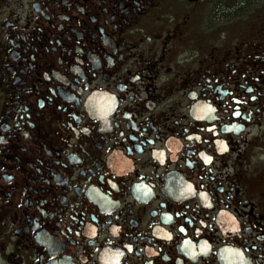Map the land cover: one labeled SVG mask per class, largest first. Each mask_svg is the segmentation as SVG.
<instances>
[{"label": "flooded vegetation", "instance_id": "obj_1", "mask_svg": "<svg viewBox=\"0 0 264 264\" xmlns=\"http://www.w3.org/2000/svg\"><path fill=\"white\" fill-rule=\"evenodd\" d=\"M0 264H264V0H0Z\"/></svg>", "mask_w": 264, "mask_h": 264}]
</instances>
